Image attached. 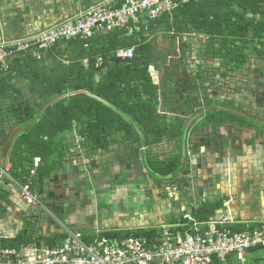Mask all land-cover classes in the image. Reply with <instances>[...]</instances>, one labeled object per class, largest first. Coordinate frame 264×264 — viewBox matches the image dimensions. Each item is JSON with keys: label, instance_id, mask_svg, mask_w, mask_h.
<instances>
[{"label": "trees", "instance_id": "trees-1", "mask_svg": "<svg viewBox=\"0 0 264 264\" xmlns=\"http://www.w3.org/2000/svg\"><path fill=\"white\" fill-rule=\"evenodd\" d=\"M144 30L166 34L172 42L183 35L203 36L207 41L205 55L211 62L220 60V67L233 65L229 70H234L245 64V50L264 44V0L191 1L141 25ZM141 31L132 36L120 29L99 33L88 41L87 48L79 40L61 41L51 48L16 53L6 69L0 67V130L10 124L16 127L14 140H9L7 148L6 170L13 181L34 188L36 195L42 194L44 182L62 166L73 144L67 141H74L73 136L80 137L89 155L109 152L110 146L118 144L132 153L134 144L138 148L152 146L164 138L177 140L179 150L187 144L184 120L176 117L172 126L166 125L165 116L156 112L159 90L149 74L150 41L143 40ZM136 35H141L140 41L135 40ZM61 45L66 48L63 52ZM129 47L134 48L132 59L117 57L119 49ZM197 77L202 78L200 72ZM231 121L244 126L229 113L214 110L207 112L196 127L219 129ZM36 160L39 165L35 168ZM143 161L159 184L179 171L182 155L178 153L167 160L144 155ZM221 207L222 200L206 202L192 210L191 215L200 222L208 221ZM33 216H29L30 221ZM179 217L183 222L182 215ZM178 218L171 217L170 221ZM30 221L28 226H37L39 220ZM32 230L29 227L27 233L14 238L0 236V246L44 243L53 247L64 239L61 234L43 237L37 228ZM157 233L155 229H140L108 231L100 236L150 239ZM222 263L214 260L213 264Z\"/></svg>", "mask_w": 264, "mask_h": 264}, {"label": "built area", "instance_id": "built-area-1", "mask_svg": "<svg viewBox=\"0 0 264 264\" xmlns=\"http://www.w3.org/2000/svg\"><path fill=\"white\" fill-rule=\"evenodd\" d=\"M191 1L198 0H123L114 5L91 6L29 36L1 42L0 67L6 69L9 59L16 53L51 48L61 41L79 40L87 48L88 41L99 33L120 29L132 36L141 31V25ZM181 40L190 41L188 37ZM133 56V47L117 51V57L122 60H130ZM17 190L27 208L36 206L38 196L31 195L28 186L17 187ZM44 213L64 239L53 247L44 243L0 246V264H213L214 260L225 262L228 258L245 264L248 252L264 249V222L247 224L229 217H213L200 222L186 214L182 215L183 222L179 217L176 222L128 229L158 231L150 239L118 238L100 235L126 230L95 229L85 233L70 228L47 209Z\"/></svg>", "mask_w": 264, "mask_h": 264}, {"label": "rangeland", "instance_id": "rangeland-1", "mask_svg": "<svg viewBox=\"0 0 264 264\" xmlns=\"http://www.w3.org/2000/svg\"><path fill=\"white\" fill-rule=\"evenodd\" d=\"M141 34L145 37L143 39L144 41H150V50L152 53V62L151 66L149 67V74L152 78V81L154 85L158 87L159 90V99L158 103L154 104L156 112L159 114V116H165L166 125H171L172 122L175 121L176 117H179L184 120V125L186 126V140L187 144H185L181 150L177 148L178 141H168L166 138H164L160 143L152 145V148L149 151L151 154V158L158 159V160H167L169 157L174 156L178 153H181L183 156L184 153H186V157L188 160L194 161V156L192 155V152L196 151L200 146L194 145L191 150L190 156H188V146L191 145V141H196L197 143L200 142L201 139H204L206 141H211L210 148H207L206 153L207 156H201L198 158V163L201 164V169L198 171H194L192 168L191 170L195 173H202L203 175H206V173L209 172L208 168L206 167V164L209 162L215 161V156L219 159H222L221 153H217L213 155L214 149L216 148L217 144L219 142H222V140L218 141V139L211 138V136H203L208 131L205 129H200L199 131H196L195 129H191L192 127L195 128V126H199V123H195L194 119L192 121L189 120L190 114L194 115L193 111L196 110V108L199 107H205L207 106L211 100H222L225 99V97L222 98V96L226 93H230L232 91V97H236L238 94L243 97V99H246V102L241 101V103H250L259 98L264 99V44H256V46L248 48L244 51L245 56V64L243 66H236L234 70H229L233 67V65L228 66L227 68L220 67V60H215V63H212L210 60V57L205 55L206 50V42L203 41L200 42V44H196L193 41L197 39L195 34H191L189 36L183 35V37H188L191 43L186 44V48H184V42H182L181 39L177 40L176 42H172L169 37L166 34L159 33L155 35L154 31L151 32H144L141 31ZM128 35V34H127ZM129 36V35H128ZM135 40L140 41L141 35H136ZM188 41V40H187ZM264 43V42H263ZM65 46H60V50L63 52L65 51ZM192 52V53H191ZM185 56V58L182 57L180 60V55ZM67 55V54H66ZM189 55H193L192 63L189 64L186 57H189ZM198 56H201V60L204 61V65L202 68H200V74L202 77V83H199V85H193L189 80L191 77L193 78L196 71H194V68L197 67L198 63L195 58ZM41 57L40 55L38 58ZM172 58L175 60H180L183 62L184 67H182L181 73L177 74L178 69L176 68V65L172 62ZM61 63L63 65H67V62L65 59L60 58ZM224 59L223 56H221V60ZM82 63L86 67L85 60H82ZM225 71H228V74H226ZM230 71V72H229ZM103 73V72H102ZM105 73V71H104ZM225 73V75H223ZM99 76L96 77V80H98ZM208 85H206V84ZM22 83H19L21 85ZM23 90L25 94L30 97L29 92L27 91V87L23 85ZM197 90V91H195ZM200 93L201 92V98L200 101H204L200 104V101L196 98V100H190L191 93ZM204 97V98H203ZM33 100V99H31ZM34 101V100H33ZM259 102V101H258ZM6 103V102H3ZM199 105H198V104ZM259 112V111H256ZM192 119V118H191ZM190 121V122H189ZM169 122V123H167ZM138 132V129H135V133ZM16 134V127L15 125H8L5 126L3 129L0 130V195L4 198H7L11 201L13 200H20V203L23 204L25 215L28 220H30V217L33 216V219L38 220L43 219L46 214L44 211L46 209L48 212L54 215L56 211L53 210V208H48L46 206L47 200L45 202L44 194H37L38 197L36 198V206H28L25 203V200H23L22 196L20 195L19 191L17 190V187L20 189L21 187L28 186L29 185H19L15 181H13L10 176L8 175L9 172L6 170V166L8 163V153L7 148L9 144V140H14V136ZM208 135V134H207ZM236 141H241V134L236 133ZM74 141H67V143H73L74 145H71V151L75 153H80L81 156L87 154L84 151V148L82 146V140L78 136H73ZM13 142V141H12ZM11 146V144H10ZM74 147L77 149L74 150ZM150 147V146H149ZM118 148L119 151H121L124 154V151L122 150L123 145L118 144L111 148L109 147L108 154H99L96 155H89V159L87 161L88 164L93 162L94 164H98L102 157H109L110 160L113 159L116 156V150ZM121 148V149H119ZM135 148V147H134ZM143 150V149H142ZM199 150V149H198ZM213 150V151H212ZM212 151V152H211ZM84 152V153H83ZM83 153V154H82ZM127 153V152H126ZM125 153V154H126ZM139 148H136V157H135V163L137 162L139 165L140 160L143 156V154H140ZM227 157H225L226 159ZM227 160V159H226ZM225 160V161H226ZM73 163H78L77 158H72ZM129 162V161H128ZM137 164V165H138ZM39 165V162L35 161V168ZM146 166V165H145ZM204 168V171L201 172V170ZM207 168V169H206ZM214 169H219V172H221L222 167H214ZM212 170V169H211ZM32 173H35V170H33ZM225 179H227L226 187L223 185L219 186H211L210 181H207L204 185V189L208 191L210 194L214 191H219L220 194L226 193L227 191L223 192L221 188L227 189L228 193L232 194V191L229 188L230 185V179L229 176L222 174ZM124 176V175H123ZM122 178V177H121ZM200 181L201 183L204 181H201L200 179H197V181ZM223 183L221 184H225ZM220 184V182H219ZM4 189L8 192L6 194L4 192ZM16 193L15 195L11 193ZM29 193L31 195H35L36 192L34 191V188L29 187ZM230 195L231 198L236 197L237 195ZM134 200H137L136 203H134ZM129 200L125 203H123V206H121L119 203H113L110 205L111 209V216L105 220V223L107 225V230H114L113 227H118L121 229L131 228L134 229L136 227H142L144 225H155L158 220H160V213L162 212V209H160L156 204L158 203L155 199H147V200H139L134 199ZM152 201H154L152 203ZM128 204V207H127ZM137 204V209L136 207ZM10 209L7 208V212H9ZM33 219L31 218V223H33ZM9 223H13V220L9 217L7 220ZM39 224V222H38ZM39 227V225H37ZM36 226L35 223H33V228L39 229ZM99 226V225H98ZM117 230V229H115ZM260 254L263 257V260L260 262V264H264V251L260 252ZM228 264V263H227ZM229 264H236L235 261H231ZM239 264V263H238Z\"/></svg>", "mask_w": 264, "mask_h": 264}, {"label": "crops", "instance_id": "crops-1", "mask_svg": "<svg viewBox=\"0 0 264 264\" xmlns=\"http://www.w3.org/2000/svg\"><path fill=\"white\" fill-rule=\"evenodd\" d=\"M120 1L121 0H0V43L29 36L43 28L71 18L91 6L105 3L114 5L119 4ZM203 41H205V37L199 35L194 42L200 44V42ZM247 140L251 141V147L244 145L246 141H243L242 138L240 147L231 150L228 149V146H223L222 151H219L221 154L223 153L225 157H229L228 161H230L231 164L228 172L230 179L229 188L232 194L237 196L231 198L230 195H227L231 193H228L227 189L221 188L223 192H227L220 194L219 191H217V197H213L212 193H209V201L207 202L222 200V207L216 210L214 217H229L237 222L255 224L264 222V135H254ZM112 147L113 146H110V150ZM132 147H135V149L138 148L136 144ZM142 148H144V150H141ZM150 148H152V146L142 145V147L139 148L140 154L151 157L149 151L146 152V150H150ZM116 150H118V148ZM122 150L127 151L124 146ZM143 156L140 160V166L144 167V173L145 171L148 172L150 178L147 179L145 177L144 181H141L138 180L137 177H133L129 179L127 184L120 182L117 184L118 186H113L112 190L110 189L111 191L99 185V187L94 189L98 198L96 200L97 202L94 204L95 208L92 213H90L91 208L89 206H78L76 202L70 207L63 206L61 209L62 213H54V215L70 228L76 231L89 233L95 229L107 230L105 220L111 216L110 205L113 203H119L123 206V203L129 200L133 201L134 199H139L143 201L155 199L158 202L156 206L162 209L160 220H158L159 222L156 224L168 222L171 217L178 218L181 215H191L192 210L203 204L201 199H197L192 205L170 201L167 198L164 186L160 188L157 187L158 183L151 177L148 168L145 166V160L143 161ZM234 156H236V158ZM228 161H224L222 164L221 159L215 156V161L213 160L207 163L206 167L208 170L212 169L213 166L223 167ZM202 171H204V168L201 172ZM216 172H219L218 168ZM163 183L164 181L162 180L159 185ZM224 183L225 184H218L216 186L224 185L226 187L227 182ZM3 190L8 194L6 189L3 188ZM11 194L15 195L16 193ZM161 195L165 196L163 200L160 197ZM93 197L94 196H92V198ZM136 201L137 200H134V203H136ZM153 202L154 201H152V203ZM170 204L171 208L169 206ZM2 206H4V211L0 212V229L3 228L2 230L5 234L3 233L0 236L15 237L18 234L6 231L4 229V224L8 222L7 220L10 217L15 225V223L19 222L18 218L15 216L20 214V212L25 214L27 209L24 211L23 204L20 203L19 199H11V201L7 199L2 203ZM7 208L10 209L9 212H7ZM134 208L137 209V204ZM38 222V231L43 237H51L58 234L57 226L53 225L49 217L45 216ZM146 226L149 225L146 224L142 227ZM113 229L128 230L131 228L121 229L113 227ZM18 230L20 231L19 227ZM261 251L263 252L264 249L248 252L245 264H260L263 260L260 254ZM231 261L235 260L228 258L222 264H229ZM236 264L238 263L236 262Z\"/></svg>", "mask_w": 264, "mask_h": 264}, {"label": "flooded vegetation", "instance_id": "flooded-vegetation-1", "mask_svg": "<svg viewBox=\"0 0 264 264\" xmlns=\"http://www.w3.org/2000/svg\"><path fill=\"white\" fill-rule=\"evenodd\" d=\"M188 43H191V42L188 41ZM188 43L186 42L184 45L186 46V44ZM183 55L184 53L180 55V58H179L180 60L182 59ZM183 58H185V56ZM179 59L178 60H175L174 58L171 59L172 62L176 65V68L178 69L177 74L181 73L182 67H184L183 62L180 61ZM186 59L188 60L189 64H191L193 55L191 56L189 55V57H186ZM195 59L198 60L197 61L198 65L196 68H194V71H196L194 72L195 73L194 77L193 78L191 77L189 81L193 83V85L198 86L199 83H202V78L197 77L200 72L199 69L202 68L205 62L201 60V56H198ZM201 95H202L201 92L200 93L195 92V93H191L189 97H191L190 100H194V99L196 100L197 98L200 101V99H202ZM223 97H225V99L211 100V102L207 103L208 105L205 107L197 106L198 108H196V110L193 111L194 115L190 114L189 120L192 121L194 119L195 123H200V121L207 114V112H211L214 110L225 111L229 113L231 117H234L235 119H240L242 121V125L244 126L241 127L239 124L231 121L219 129L202 128V129H205V131L209 130L208 133H206L203 136H211V138L214 136L218 139V141L222 140V142H219L218 144H220L222 147L228 146V149L232 150V149H236L237 147H240V143L242 141L240 142L236 141L237 138L235 135L236 133L237 134L240 133L241 139L243 138V141H246L244 145L251 147L252 146L251 141L247 140L248 138H251L254 135H258V136L264 135V99L263 98L257 99V96H256L255 97L256 100L253 102H250L247 104L241 103V101L246 102L247 98L243 99V97H241V95L239 94L236 97H232V91L230 93L224 94L222 98ZM203 102L204 101H200V104ZM256 111H259V112H256ZM195 125H193L195 128L192 127L191 129H195L196 131H199L200 128L196 127ZM206 142L207 141L204 140V146H206ZM190 143H192V141ZM194 144L195 145L198 144V146H200L199 149H201L200 142L197 143L196 141H194ZM76 149L77 148L74 147V150ZM118 151H116V153ZM124 152L126 153L127 151H124ZM103 153L108 154V152H103ZM103 153H100V154H103ZM125 153L123 154V157L126 155L125 158H126L127 163L129 161L130 154L133 155V159L135 160L136 149L134 147L132 149V153H129V152H127L126 154ZM73 157L77 158L78 163L72 162ZM234 157L236 158V156ZM88 159H89L88 154L84 153V155L81 156L80 153H75V151L72 152L70 149L66 154V157L64 159L62 166L59 168H62V167L68 168L71 171V173L66 174L64 179L63 178L61 179V176H59V178H57L56 180H53V177L55 175L54 174L55 172H54L51 175V177L44 182L42 194H44V199L46 198L45 202L47 200V203H44V204H46L48 208H53V210L56 211L55 213H61V209L63 208V206L70 207L76 202L78 206H82V205L86 207L89 206L91 208L90 213H92L95 208L94 204L95 202H97L96 200L98 198L94 192L95 191L94 189L96 187H99V185H101L105 189L112 190L113 186L115 185L118 186L117 184H119L120 182L127 184L129 179L133 177H137V179L141 181H144L145 177L147 179L150 178L148 176L149 175L148 172L145 171L144 173V167L139 166V164L137 165L135 161L131 163V169H132L131 176H127L128 177L127 178L126 176L122 175L116 178V176L112 174V171L107 166L109 163H112V161H116L114 158L110 160L109 157H106V158L102 157V159L100 160L98 164H94L93 162L88 164L87 163ZM226 159L225 157L221 159V163L224 162L225 160L228 161L229 157H227ZM104 160L106 161L105 164H103ZM185 165L187 169L189 167L187 160H186ZM225 166H229V167H225ZM225 166L223 167L221 166L222 167L221 172H216V169L212 168V170L209 169V172L206 173V175H202V173H198L202 181H204L202 182V185L207 183V181H210L209 183L212 186L218 185L219 182L220 184L223 181L227 182V179H225L222 174H225L228 176L229 168L231 166L230 161H228L225 164ZM173 180L174 178H166L165 180H163L164 183L161 185L157 184V187L160 188L164 186V188L166 189V187L169 184L173 183ZM215 192L216 191L212 193L213 197L217 195V192L216 193ZM92 196L94 197L92 198ZM209 196H208L207 201H209ZM160 197L163 200V195H161ZM5 200L7 199H5L3 196L0 195V212L4 211V206H2V203ZM15 217L18 218L19 222L15 223V225H14V222L13 223L6 222L4 224L5 225L4 229L6 231L10 233L13 232L14 234H20V233H27V230L29 227H32V229L35 230V228H33V225L28 226V222H27V218L25 214H22L20 212V214L16 215ZM18 227L20 228V231L18 230ZM2 229H0V235L4 233Z\"/></svg>", "mask_w": 264, "mask_h": 264}, {"label": "water", "instance_id": "water-1", "mask_svg": "<svg viewBox=\"0 0 264 264\" xmlns=\"http://www.w3.org/2000/svg\"><path fill=\"white\" fill-rule=\"evenodd\" d=\"M216 139V137H212ZM201 143V149L196 150L192 152V155L194 156V161L188 160L186 157V153L182 156V164L177 173L172 175L171 177L174 178L173 183L169 184L166 188V195L167 198L175 203L180 204H188L192 205L197 199H201L202 202L206 203L209 192L204 189V185L200 184L201 182L197 179H201V177L198 175V173H195L194 171H197L201 168V164L198 163V158L201 156H207L206 150L207 148H210L211 141L206 142V146H204V139L200 140ZM194 144V141H192L191 145ZM192 147L188 146L187 152L188 156L191 154ZM222 151V146L220 144H217L216 148L214 149L213 155L219 153V151ZM213 151V150H212ZM211 151V152H212ZM222 159L225 157L224 154H221ZM116 161H112V163H109L107 166L112 171V174L118 178V176H131L132 169H131V163L134 162L133 155H129V162L127 163L126 158L123 157V153L121 151H118L116 153V156L114 157ZM186 160L189 165V167L186 169ZM138 162V161H137ZM136 162V163H137ZM106 161H103V164H105ZM138 164V163H137ZM140 166V165H139ZM115 168V169H114ZM194 169L192 171L191 169ZM186 169V170H185ZM184 170V171H183ZM71 171L68 168H59L55 171V175L53 177V180H56L61 176V179L65 177L66 174H70ZM168 177V178H171ZM165 196H163V199ZM171 208V204L169 205Z\"/></svg>", "mask_w": 264, "mask_h": 264}]
</instances>
